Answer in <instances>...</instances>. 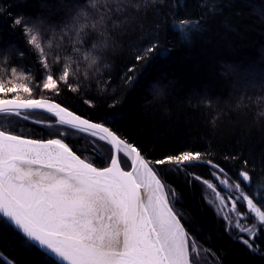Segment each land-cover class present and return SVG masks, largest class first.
Instances as JSON below:
<instances>
[{"label": "trees", "instance_id": "1", "mask_svg": "<svg viewBox=\"0 0 264 264\" xmlns=\"http://www.w3.org/2000/svg\"><path fill=\"white\" fill-rule=\"evenodd\" d=\"M64 2L0 0V79H9L13 67L18 73L31 72L33 92L31 96L20 92V98H49L101 122L136 146L146 160L201 153L205 161L218 165L240 184L245 195L254 197L258 206L264 205V0H139V11L130 8L116 18L118 27L109 24L112 39L99 52L96 65L88 68L82 52L79 71L68 83L60 81L56 93L35 86L37 81L42 85L49 72L27 43L24 24L44 17L48 29V20L55 25L62 13L70 11ZM18 18L23 20L21 25L15 23ZM180 20L199 22L202 30L186 39L176 27ZM152 45L155 51L137 61V55L144 56ZM65 46L72 47L69 41ZM164 50L166 55H157ZM60 55V63H54L51 56L48 61L57 79L63 72L65 53ZM128 76L134 77L133 83ZM69 84L77 90L71 91ZM114 113L120 114L115 122ZM54 121L41 112H21L18 117L0 114V129L32 139L60 138L54 129L61 126ZM78 136H67L64 142L87 162L108 165L109 145H104L105 159H96L93 138ZM120 156L122 167L128 170L130 159ZM212 169L208 163H199L184 173L160 172L177 194L175 208L183 217L182 224L200 246L211 249L202 253L207 264H216L213 253L222 264H264V227L252 241L259 248L253 252L227 231L208 204L200 180L187 175L210 180ZM242 171L251 177L249 182L243 181ZM0 264L46 261L39 251H26L10 231L0 230Z\"/></svg>", "mask_w": 264, "mask_h": 264}, {"label": "snow or ice", "instance_id": "2", "mask_svg": "<svg viewBox=\"0 0 264 264\" xmlns=\"http://www.w3.org/2000/svg\"><path fill=\"white\" fill-rule=\"evenodd\" d=\"M64 6L70 11L62 13L55 25L48 20V29L44 28V17L24 24L27 43L49 72L42 85L37 81L35 86L56 93L60 81L68 83L69 77L79 71L82 52L88 68L96 65L99 52L112 39L109 24L118 27L116 18L130 8L139 11L141 4L139 0H65ZM202 7L208 9L209 5ZM15 23L21 25L22 18ZM176 27L186 39L202 30L199 22L190 20H180ZM65 41L71 43L70 49ZM89 41L95 42L86 48ZM155 49L156 45L148 47L145 55H137L136 60L145 59ZM61 51L65 53L63 72L57 79L50 73L48 61L51 56L54 63H60ZM157 55H166V50ZM9 75L7 80L0 79V114L18 117L21 109H43L55 117L54 124L61 128L54 129L60 138L46 141L0 130V230L10 231L26 251H39L46 264H207L201 253H210L211 249L200 246L182 224L183 217L175 208L177 194L165 184L160 172L179 174L199 163L213 168L218 165L205 161L198 152H184L154 162L146 160L136 146L103 123L83 119L54 102L20 98V92L29 96L33 92L31 72L18 73L13 67ZM126 79L130 84L134 81L131 76ZM69 89L77 90L71 84ZM11 93L17 95L3 98ZM119 118V113L112 114L113 122ZM78 134L79 139L93 138L96 159H105L104 145H109L110 165L94 167L64 142L67 136ZM120 153L131 160V171L122 167ZM187 175L202 180L193 173ZM240 175L245 182L251 180L246 171ZM203 183L216 191L211 182ZM235 187L241 189L240 184ZM240 194L247 202L249 215L254 214L257 223L264 227V205L258 206L255 198L243 191ZM220 203L224 201L221 199ZM235 210L233 202L232 211ZM237 226L241 233H250L248 238L237 237L240 242L258 252L252 243L257 224L250 228ZM212 255L216 264H222L218 255Z\"/></svg>", "mask_w": 264, "mask_h": 264}, {"label": "rangeland", "instance_id": "3", "mask_svg": "<svg viewBox=\"0 0 264 264\" xmlns=\"http://www.w3.org/2000/svg\"><path fill=\"white\" fill-rule=\"evenodd\" d=\"M35 121L40 120L37 119ZM121 155L124 156V154ZM213 173H215V175H213ZM224 180H227L228 183L223 184L222 181ZM203 181L211 182L215 186L216 191L209 189L207 185L203 183ZM200 182L203 186V192L208 204L212 206L219 218L224 221L227 231L236 235L237 237L243 236L244 238H248L250 233H241L237 225L250 228L254 223H256L258 233V230L261 228V226L257 223L254 214L249 215L247 202L243 200L240 194L243 190H236L235 186L238 183L227 177L226 174L220 171V169L217 167L212 169V178L210 180L202 179ZM217 193H219V198H217ZM221 199L224 201L223 204L220 203ZM233 202L236 203L235 211H232ZM201 256L204 255L201 253Z\"/></svg>", "mask_w": 264, "mask_h": 264}, {"label": "water", "instance_id": "4", "mask_svg": "<svg viewBox=\"0 0 264 264\" xmlns=\"http://www.w3.org/2000/svg\"><path fill=\"white\" fill-rule=\"evenodd\" d=\"M40 99H42V100H46V101H49V102H54V103H57V104H60V103H58L57 101H55V100H52V99H49V98H40ZM61 105V104H60ZM62 107H65V106H63V105H61ZM68 109V108H67ZM70 110V109H69ZM21 112H41V113H44V114H46V115H48V116H50L51 118H53L54 120H55V117H53L52 116V114H50V113H48L47 111H45V110H43V109H32V110H23V109H21L20 110ZM74 114H76V115H79V114H77V113H75L74 112ZM79 116H81V115H79ZM83 119H88V118H86V117H83V116H81ZM88 120H90V119H88ZM90 121H92V120H90ZM92 122H95V121H92ZM97 123H101V122H97ZM105 125V124H104ZM106 126V125H105ZM1 130V129H0ZM112 130V129H111ZM25 138H28V137H25ZM30 139H32V138H30ZM52 139V138H51ZM36 140H48V139H36ZM77 154V153H76ZM120 154H123V153H120ZM78 155V154H77ZM82 158V157H81ZM87 162V161H86ZM130 163H131V160H130ZM110 165V161H109V163H108V165H106V166H104V167H107V166H109ZM94 167H97V166H95V165H93ZM104 167H97V168H104ZM125 170V169H124ZM132 170V164H131V166H130V168L128 169V170H126V171H131Z\"/></svg>", "mask_w": 264, "mask_h": 264}]
</instances>
